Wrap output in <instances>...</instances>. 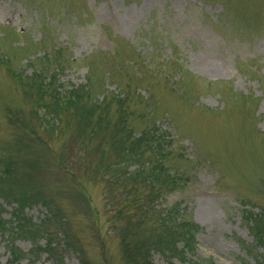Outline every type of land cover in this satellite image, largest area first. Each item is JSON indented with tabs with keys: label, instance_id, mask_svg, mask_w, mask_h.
<instances>
[{
	"label": "rangeland",
	"instance_id": "obj_1",
	"mask_svg": "<svg viewBox=\"0 0 264 264\" xmlns=\"http://www.w3.org/2000/svg\"><path fill=\"white\" fill-rule=\"evenodd\" d=\"M137 161L150 264H264V0H0V264H123Z\"/></svg>",
	"mask_w": 264,
	"mask_h": 264
},
{
	"label": "trees",
	"instance_id": "obj_2",
	"mask_svg": "<svg viewBox=\"0 0 264 264\" xmlns=\"http://www.w3.org/2000/svg\"><path fill=\"white\" fill-rule=\"evenodd\" d=\"M162 156L164 155L160 154L159 160L157 162V167L161 166L162 163L161 161H163ZM157 158L158 156L156 157V159ZM154 161L152 163H154ZM136 163L139 162L137 161ZM109 167H111V170H114V164H110ZM147 168L148 166H145L144 163L142 164L140 162L135 168V170H132V172L130 171L125 172V176L123 178H120V182H119L120 185H118L116 190L114 191L112 190V193L113 192L115 193V196H113V198H114V202H116L117 204L114 210L116 211L117 214L120 213L122 215L123 214L122 212L129 213V211H133L134 213L137 212L139 213V217L137 220H131L130 217L128 216L129 214L122 215L125 216L124 219L127 218L125 222V232H121L119 234L121 246H122L121 252H122L123 264H150L149 249L152 247L149 246L150 243H148L145 240L142 242V240L140 241L139 237H137L138 227L140 224H142L140 218L142 219L148 216L149 217L152 216V212L155 213L157 211L156 207L160 206L161 204V202L159 203L158 201H156L157 199L153 197V195L156 194L157 198H161L162 194L165 193L164 192L165 188L169 189L171 187L168 186V180H167L168 177L166 176L169 175V173H164L163 170L161 169L156 171L154 169L151 170L150 168L149 169ZM113 173L115 175L116 171H114ZM132 174L133 176L135 175V177L131 179L129 177ZM138 177L145 178L143 182L145 185L143 184L142 186H139V184L136 183V179L138 180ZM149 185H152L151 186L152 189L150 190L151 194L150 193L147 194L146 199H148V201L145 202L144 199H141L140 201V195H139L140 189L144 191L145 187ZM177 187H179L178 183L174 182L170 190H172V188H177ZM158 210H159L157 211L159 213L158 225L160 226V228H167L169 223L172 221L171 218H167V215L169 217L172 210L170 209L169 211L167 210L165 212H163L164 211L163 209H158ZM184 222L186 221H183L182 224L179 225L174 223V226H176L177 228L184 227L185 229H183V232H169V236L170 237L179 236V238H182V240H184V242H186V244L189 245L190 244L189 240L192 239L193 234L190 233L192 232L191 230L189 231L188 229H186L185 226L188 227V224H185ZM47 234L51 235L53 234V232L48 231ZM164 239L165 238L162 237L160 234L158 236V239L156 240L157 244H155V246L158 245L161 248L170 249L169 243L164 241ZM174 241L173 242L171 241V243L175 244ZM165 244H167V246H164ZM48 246L49 247L47 248L46 246L45 249L48 254L52 255L53 249L51 247V243H49ZM178 254L184 256L183 251L179 252L177 250L176 255ZM59 264H64V263L62 261H59ZM194 264H199V263L194 262Z\"/></svg>",
	"mask_w": 264,
	"mask_h": 264
}]
</instances>
